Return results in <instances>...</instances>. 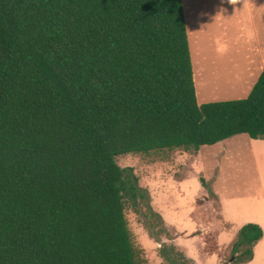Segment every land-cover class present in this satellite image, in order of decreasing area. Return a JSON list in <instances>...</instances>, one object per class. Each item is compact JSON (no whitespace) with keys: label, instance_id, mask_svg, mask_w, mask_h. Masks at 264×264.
Returning a JSON list of instances; mask_svg holds the SVG:
<instances>
[{"label":"trees","instance_id":"16d2710c","mask_svg":"<svg viewBox=\"0 0 264 264\" xmlns=\"http://www.w3.org/2000/svg\"><path fill=\"white\" fill-rule=\"evenodd\" d=\"M241 133L264 139V67L198 104L182 0H0V264H146L125 211L162 218L117 157ZM262 237L243 224L233 262Z\"/></svg>","mask_w":264,"mask_h":264},{"label":"rangeland","instance_id":"374dc122","mask_svg":"<svg viewBox=\"0 0 264 264\" xmlns=\"http://www.w3.org/2000/svg\"><path fill=\"white\" fill-rule=\"evenodd\" d=\"M182 5L198 104L232 100L228 98L235 94L228 86L234 64L246 60L247 48L254 44L247 0H182ZM259 32L258 45L264 50V31ZM116 160L133 168L151 209L162 218L150 216L144 204L125 211L146 264H170L161 255L162 246L171 249L176 261L171 264H235L231 243L215 241L216 232L229 226L220 222L214 193L226 206L234 235L253 219L264 221V194L259 191L264 190V139L241 133L197 151L128 153Z\"/></svg>","mask_w":264,"mask_h":264},{"label":"crops","instance_id":"0c3cea01","mask_svg":"<svg viewBox=\"0 0 264 264\" xmlns=\"http://www.w3.org/2000/svg\"><path fill=\"white\" fill-rule=\"evenodd\" d=\"M250 10H254L248 15L250 23L249 35L254 37V44H250V49L247 48L246 60L234 64L232 72V80L229 81L228 89L232 90L235 97L228 99H241L248 96L253 85L257 81L264 67V50L258 45L257 38L259 36L260 29L264 31V0H247ZM261 6V7H260ZM188 35V32H187ZM251 39H249L250 41ZM189 41V40H188ZM251 53H254L251 55ZM192 61V58H191ZM194 79V78H193ZM264 194V190L259 189ZM218 198V205L220 209V222L229 226L227 230H218L215 234V241L219 244L231 243L234 240V225H228V219L226 217L225 204L222 201L220 195L214 193ZM261 217V216H260ZM254 223L261 226L263 229V237L253 247V254L250 261L242 264H264V221L259 219H253ZM252 222V221H251Z\"/></svg>","mask_w":264,"mask_h":264}]
</instances>
